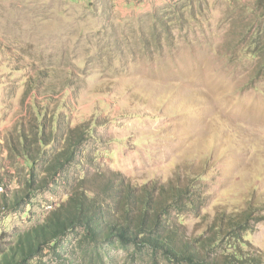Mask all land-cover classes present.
I'll return each instance as SVG.
<instances>
[{
	"label": "rangeland",
	"instance_id": "374dc122",
	"mask_svg": "<svg viewBox=\"0 0 264 264\" xmlns=\"http://www.w3.org/2000/svg\"><path fill=\"white\" fill-rule=\"evenodd\" d=\"M70 145L66 170L43 173ZM103 178L189 189L191 237L251 212L244 249L264 264V0H0L4 242ZM30 184L29 204H4ZM65 243L37 264H175Z\"/></svg>",
	"mask_w": 264,
	"mask_h": 264
},
{
	"label": "trees",
	"instance_id": "16d2710c",
	"mask_svg": "<svg viewBox=\"0 0 264 264\" xmlns=\"http://www.w3.org/2000/svg\"><path fill=\"white\" fill-rule=\"evenodd\" d=\"M28 149H24L26 151ZM75 157L71 145L57 161L43 173L54 177L66 170ZM32 160L31 157L28 159ZM32 170L37 165L32 160ZM99 173L96 175L98 178ZM45 180H47L45 178ZM84 180L72 189L67 201L55 207L46 219L28 231L20 232L15 241L5 243V233L0 235V264H37L46 251L62 255L67 250L65 240L73 237L80 246L117 245L134 250H147L161 255L175 264H253L256 259L244 247L251 244L244 233L252 229V213L242 218H219L210 236L191 237L179 218V211L189 203V189L170 185L137 189L127 182L115 179L93 182ZM92 184V183H91ZM88 186V187H87ZM33 186L24 192H14L8 203L16 209L22 203L29 204ZM253 224V223H252ZM221 240H229V249L210 254L220 246Z\"/></svg>",
	"mask_w": 264,
	"mask_h": 264
}]
</instances>
